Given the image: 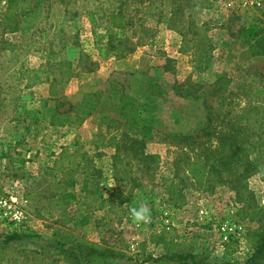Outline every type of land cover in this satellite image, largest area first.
Wrapping results in <instances>:
<instances>
[{"label":"rangeland","instance_id":"obj_1","mask_svg":"<svg viewBox=\"0 0 264 264\" xmlns=\"http://www.w3.org/2000/svg\"><path fill=\"white\" fill-rule=\"evenodd\" d=\"M8 2L0 0V197L16 199L25 218L0 226V237L29 236L0 244V264H74L54 243L82 240L113 250L106 264H153L172 252L249 264L264 233V50L240 33L253 27L264 39V0H22L24 32L8 31ZM115 13L120 29L110 26ZM221 75L230 82L217 97ZM109 83L134 99L139 126L120 118L108 93L90 116L49 126L51 110ZM209 105L235 115L246 157L199 187L188 137ZM63 149L86 157L60 159ZM65 192L74 195L66 202ZM144 205L151 219L137 223L129 210Z\"/></svg>","mask_w":264,"mask_h":264},{"label":"trees","instance_id":"obj_2","mask_svg":"<svg viewBox=\"0 0 264 264\" xmlns=\"http://www.w3.org/2000/svg\"><path fill=\"white\" fill-rule=\"evenodd\" d=\"M21 1L22 0H9L8 2L4 23L8 26L7 29L10 32L21 31L18 27V21L15 19L16 9ZM45 1L49 0H37L36 6L39 7L41 3ZM23 9L24 8L21 10ZM109 20L110 26L113 29H120L123 25L120 13L110 15ZM27 28L28 26L26 22L21 32H24ZM257 33L253 27L241 30L240 34H242L244 44H247L250 50H264V39L257 35ZM251 38L253 39L252 43L250 41ZM228 82H230V79H227L222 75L216 78L212 83V94L217 95L218 97L220 95V92L218 91L219 88L228 84ZM262 92H264V89ZM104 93H108L109 99L118 103L121 119L129 118L134 127L140 125L143 120L142 116L136 107H130L128 105L129 103H127L128 100L134 101V99L122 93L121 89L115 83H109L105 91L95 90L93 92L83 93L80 100L69 105L68 110L63 112H58L55 109L51 110L49 126L58 128L63 127L66 123L71 121V114H74L81 119L90 116L99 106ZM182 94H186V91H182ZM231 95L232 91L228 93V96L231 97ZM125 104L127 105L126 108L128 107L127 112L124 111ZM227 104L230 105L231 101ZM208 108L204 127L194 136L188 137L197 143L194 157L188 167V172L192 180H194L199 187L203 185L205 179L208 177L209 171L211 172L213 170L220 177L222 172L229 168L231 169L232 166L240 163L242 156L246 157V146H244L246 139H243L239 134L240 131H242V126L236 122L234 118L235 115H232L230 109L227 113L226 108L223 109V111L218 112H215L210 105ZM225 116L227 117L226 120L224 119ZM67 154L66 150L63 149L60 153V159H63L65 155L72 160L86 157L84 152ZM4 156H7V154ZM242 164L244 167H248L251 162L247 159ZM75 169L76 166L73 163L67 169L69 174L67 184L70 187H73L75 184L71 177L72 172L75 171ZM241 177L242 174L235 177V180L239 182ZM222 178L223 177H221V180ZM88 180L87 177L83 180L84 189H87L86 185ZM72 196H74L73 193L65 192L61 195V198L66 202ZM27 236H29V233L26 232H11L0 237V244L4 245L13 240L26 238ZM54 244L57 245L56 248L60 250L59 252L63 253L64 256L74 264H106L112 257L116 256V253L113 250L107 248L103 244L88 240L72 243L67 247H65V243L61 242H55ZM147 260L151 261L153 264H202L198 262L195 256L191 253L172 252L160 255L159 257H149ZM248 263L264 264V233H259L256 236L254 252L248 260ZM213 264L234 263L221 261Z\"/></svg>","mask_w":264,"mask_h":264},{"label":"built area","instance_id":"obj_3","mask_svg":"<svg viewBox=\"0 0 264 264\" xmlns=\"http://www.w3.org/2000/svg\"><path fill=\"white\" fill-rule=\"evenodd\" d=\"M19 206V202L14 198L0 197V226L9 229L11 224L23 221L25 214Z\"/></svg>","mask_w":264,"mask_h":264},{"label":"clouds","instance_id":"obj_4","mask_svg":"<svg viewBox=\"0 0 264 264\" xmlns=\"http://www.w3.org/2000/svg\"><path fill=\"white\" fill-rule=\"evenodd\" d=\"M129 211H130L131 218L137 223H140V222L147 223L151 219L150 210L146 205L141 206L139 208L132 207L130 208Z\"/></svg>","mask_w":264,"mask_h":264}]
</instances>
